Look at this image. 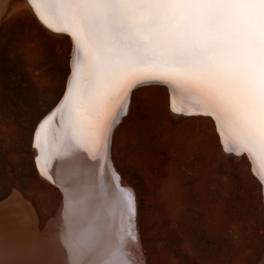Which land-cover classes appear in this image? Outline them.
<instances>
[{"label": "bare ground", "instance_id": "6f19581e", "mask_svg": "<svg viewBox=\"0 0 264 264\" xmlns=\"http://www.w3.org/2000/svg\"><path fill=\"white\" fill-rule=\"evenodd\" d=\"M12 1L0 0V18ZM23 1L71 46L65 97L33 141L38 178L61 202L38 237L36 210L11 193L0 264H145L135 195L112 155L142 86L166 87L176 116H209L220 148L250 161L264 204V0Z\"/></svg>", "mask_w": 264, "mask_h": 264}, {"label": "rangeland", "instance_id": "374dc122", "mask_svg": "<svg viewBox=\"0 0 264 264\" xmlns=\"http://www.w3.org/2000/svg\"><path fill=\"white\" fill-rule=\"evenodd\" d=\"M69 44L23 0L0 18V202L23 197L40 231L61 195L38 178L33 141L65 93ZM169 100L166 87L136 89L113 141L121 184L135 195L145 264H259L264 204L250 161L220 148L209 116H176Z\"/></svg>", "mask_w": 264, "mask_h": 264}, {"label": "water", "instance_id": "95a60500", "mask_svg": "<svg viewBox=\"0 0 264 264\" xmlns=\"http://www.w3.org/2000/svg\"><path fill=\"white\" fill-rule=\"evenodd\" d=\"M162 85V84H161ZM160 85V86H161ZM163 86H166L165 84H163ZM66 94V93H65ZM64 97H65V95H63V97L61 98V100H59V102L57 103V105H56V107L54 108V109H56L57 107H59L60 105H61V102L63 101V99H64ZM53 109V110H54ZM52 114V113H51ZM51 114H48L45 118H47L49 115H51ZM12 195L10 194L8 197H6L5 199H3L1 202H0V207H1V205L3 206L4 204H5V202L11 197ZM44 230L45 229H43V230H39L38 232H37V236L39 237V235H42L43 233H44Z\"/></svg>", "mask_w": 264, "mask_h": 264}]
</instances>
